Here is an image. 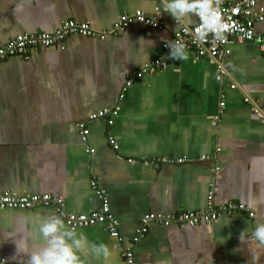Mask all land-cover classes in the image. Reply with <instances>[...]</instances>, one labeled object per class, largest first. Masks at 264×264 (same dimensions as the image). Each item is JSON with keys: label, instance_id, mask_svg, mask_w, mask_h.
Masks as SVG:
<instances>
[{"label": "crops", "instance_id": "0c3cea01", "mask_svg": "<svg viewBox=\"0 0 264 264\" xmlns=\"http://www.w3.org/2000/svg\"><path fill=\"white\" fill-rule=\"evenodd\" d=\"M138 10L163 29L134 23L105 39L72 35L28 58L0 60V195L50 193L65 201L63 213L55 206L0 208V264H27V249L39 246L31 234L41 217L65 221L67 213L97 211L93 182L107 191L123 241L105 224L76 231L107 244L113 264H128L122 252L130 246L136 264H249L239 236L264 223V51L258 41L231 38L227 55L197 59L187 50L181 61L169 58L164 45L197 18L176 21L162 0H0V46L23 32H52L68 19L112 30L122 15ZM255 30L264 33V20ZM156 59L167 67L135 80L112 126L106 118L90 120L119 103L130 72ZM82 121L90 130L86 143ZM211 183L215 206L243 203L253 216L223 214L196 226L154 223L132 245L146 213L205 211ZM84 264L99 262L84 258Z\"/></svg>", "mask_w": 264, "mask_h": 264}, {"label": "built area", "instance_id": "2783aa9c", "mask_svg": "<svg viewBox=\"0 0 264 264\" xmlns=\"http://www.w3.org/2000/svg\"><path fill=\"white\" fill-rule=\"evenodd\" d=\"M219 14L222 23L227 24L228 28L224 32V38L222 40H215L212 35H208L203 41L198 39V35L201 31V22L198 17L197 22L193 27H183L176 32L175 38L172 41L178 40L185 45L186 50H191L195 53L196 58H202L203 56L217 57L219 54H229L230 50L227 48V44L231 38H235L239 42L256 40L260 43L261 49L264 51V33H258L255 30V24L258 21L264 20V5L258 7L257 0H239L236 2H229L228 0H222V4L219 9ZM134 23H143L153 29H163V24L156 18L147 17L142 11L138 10L132 14H124L118 21L115 22L112 30L98 31L91 26L90 23H80L72 19H68L62 22V24L52 32H23L16 35L9 40L6 44L0 46V60L10 57L21 56L24 58L29 57L30 51L38 48H49L56 45H61L63 41L69 36H82V37H96L99 39H105L110 34H118L125 31L129 26ZM164 49L170 52L168 43L164 45ZM158 67H167V64L162 59H156L149 63L143 64L140 68L133 70L128 75L127 80L124 83L122 91L119 95V103L112 109H103L90 116V120L99 118H106L109 125L114 124V117H116L121 109L120 101L126 95L128 89L133 85L136 79L142 78L146 73H150ZM223 71L218 68V80H222ZM235 84L231 87L235 88ZM223 99L221 106H225L224 94L221 95ZM246 100H249L246 98ZM256 113H259L258 109H255ZM264 122V119H263ZM79 127L82 133V140L86 143V139L89 135L88 122L82 121L79 123ZM109 142L114 148L118 149V143L116 139L109 135ZM88 152H94V148H87ZM132 161V159L130 160ZM164 162H171L168 159H164ZM179 162H183L184 159H179ZM148 161H146L147 163ZM218 166L214 167L213 171H217ZM92 187L95 189L101 206L97 211L91 214H65L66 225L76 230L82 227H88L95 224H105L106 229L111 236L116 238L119 242L123 241V237L119 230V220L112 214L110 209V200L108 193L104 188L97 185L96 182L92 183ZM216 187L214 183H211V190L208 194V206L204 210L193 211H180L177 213H146L142 216L139 226L135 230L134 237L132 239V245H136L143 238L147 236L151 226L154 223H160L164 226H170L172 224H186L190 226H196L201 223H212L217 221L223 214H233L236 212L246 211L253 216V212L250 211L243 203H236L229 201L220 206H215L214 193ZM45 207L55 206L61 213L65 209V201L62 197L52 195L50 193H37V194H15L10 191H6L0 195V208H25L30 209L33 207ZM123 257L128 264H136L132 247H124L122 252Z\"/></svg>", "mask_w": 264, "mask_h": 264}, {"label": "clouds", "instance_id": "9594fccd", "mask_svg": "<svg viewBox=\"0 0 264 264\" xmlns=\"http://www.w3.org/2000/svg\"><path fill=\"white\" fill-rule=\"evenodd\" d=\"M221 4L222 0H162L164 11L178 22L188 23L193 16L198 17L201 22L198 39L202 41L208 35L215 40L224 38L228 25L220 18ZM168 47L171 50L169 58L181 61L188 58L185 45L180 41H170ZM31 235L39 246L33 244L27 249V264H84V258H91L99 264H113L115 254L107 244L89 240L83 232L78 233L66 225L60 216L41 217ZM239 240L247 246L249 264H260L264 254V223L243 230ZM19 250L17 245V252Z\"/></svg>", "mask_w": 264, "mask_h": 264}, {"label": "water", "instance_id": "95a60500", "mask_svg": "<svg viewBox=\"0 0 264 264\" xmlns=\"http://www.w3.org/2000/svg\"><path fill=\"white\" fill-rule=\"evenodd\" d=\"M216 59H218L217 57H215Z\"/></svg>", "mask_w": 264, "mask_h": 264}]
</instances>
